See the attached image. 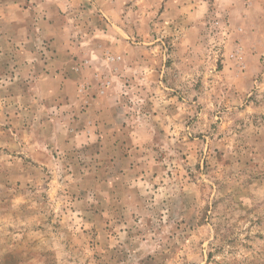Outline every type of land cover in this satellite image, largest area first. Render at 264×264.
Here are the masks:
<instances>
[{
    "label": "rangeland",
    "instance_id": "374dc122",
    "mask_svg": "<svg viewBox=\"0 0 264 264\" xmlns=\"http://www.w3.org/2000/svg\"><path fill=\"white\" fill-rule=\"evenodd\" d=\"M68 1L0 10V264H264V0Z\"/></svg>",
    "mask_w": 264,
    "mask_h": 264
},
{
    "label": "crops",
    "instance_id": "0c3cea01",
    "mask_svg": "<svg viewBox=\"0 0 264 264\" xmlns=\"http://www.w3.org/2000/svg\"><path fill=\"white\" fill-rule=\"evenodd\" d=\"M27 2H29L30 4H27ZM23 3L27 6L26 8H24V6L21 5L22 3L20 2V0H4L0 4V10H2V14L1 12L0 14L2 16L8 15L7 11L10 9L11 15L9 16L10 17L9 20L11 21L12 25L16 24L21 29L26 28V31H24V33L29 32L30 30L32 31L34 27V46L35 47L40 46V42L43 39H51L53 37L55 38L52 41V44H55L57 42L55 32H58L56 31L58 25H56V23L51 18V16H52V13L59 14L61 7L64 8L63 10L65 9L68 10L69 8H71L69 1L68 0H28V1L24 0ZM18 12L25 14L26 16L27 14H30V17L34 16V19L28 22H25V25H24L25 27H24L23 23L21 25L19 24L18 19L13 18V15ZM27 35L28 34L26 33V36H24V39H23L24 43L22 45V47H25V48L31 44V40L27 39ZM28 41H30V43ZM6 43L9 44V41H6ZM20 43L18 45H20ZM34 55H35V52H34ZM38 62L39 60L35 59L34 61V75H35L34 77L35 78L41 77V75H43L46 72L45 70H43V68H41V65H43L44 63L40 64L41 61L39 63ZM48 64H50V62ZM44 66L48 67L47 65H44Z\"/></svg>",
    "mask_w": 264,
    "mask_h": 264
}]
</instances>
